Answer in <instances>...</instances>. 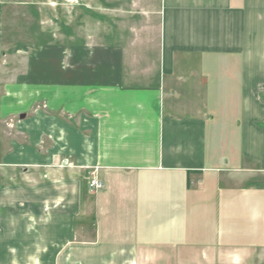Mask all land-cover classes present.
Masks as SVG:
<instances>
[{
  "label": "crops",
  "instance_id": "1",
  "mask_svg": "<svg viewBox=\"0 0 264 264\" xmlns=\"http://www.w3.org/2000/svg\"><path fill=\"white\" fill-rule=\"evenodd\" d=\"M96 1L97 42L67 26L63 53L25 40L51 9L0 0V57L45 46L6 69L1 113L18 122L0 180L73 167L0 182V264L12 246L26 264L249 262L264 250V0Z\"/></svg>",
  "mask_w": 264,
  "mask_h": 264
},
{
  "label": "rangeland",
  "instance_id": "2",
  "mask_svg": "<svg viewBox=\"0 0 264 264\" xmlns=\"http://www.w3.org/2000/svg\"><path fill=\"white\" fill-rule=\"evenodd\" d=\"M38 5H40L43 10L51 9L52 14L42 13V22L41 30H37L35 32V35L33 32H31V35H26V41L27 42H33V41H42L43 43H50V39L57 38L58 44L57 46L60 48L59 50L63 51L64 53V45L61 43L62 40L65 38V32L67 26H74L73 32L76 37V35L83 36V38L87 43L91 42H97L95 41L97 38L98 33V19L100 15V11L97 9V1L96 0H77L70 1V0H35ZM78 2V3H77ZM67 11L69 13H67ZM103 12V11H102ZM104 13H102L103 15ZM109 19H115V17L108 16V14L105 13ZM103 19V18H102ZM51 20L58 21L57 27L55 25L51 26ZM67 22V23H66ZM48 24V25H46ZM50 24V25H49ZM55 24V23H53ZM26 26L32 27V23L27 22ZM57 28V29H56ZM56 29V30H55ZM30 28H26V32H29ZM58 30V31H57ZM52 34V35H51ZM40 36V37H39ZM86 38V39H85ZM45 47L44 45L39 46H32V45H26L23 47L22 45L18 44H8L5 43L3 46V52L5 54V57H0V99L3 97L4 93L3 91V85L7 80H12L15 77L16 74H13V76L5 77L6 69H18V62L19 59L23 55H29L31 53L39 51L41 48ZM19 56V57H18ZM21 62V61H20ZM45 109L46 107L43 106ZM14 112V111H13ZM18 122V118L16 116H11V114H2L1 108H0V149L1 147H5L7 144H11V146L15 145L13 143V133L16 130V124ZM47 138L43 136V145L45 146L46 142H44ZM49 144V143H47ZM1 151V150H0ZM24 165H20L17 171L20 176L17 178L15 176H12L14 171H9L7 174H3V178L0 180V182L9 183L11 185H15L22 181H27L26 183H33L35 179L36 181H44V180H50V179H60L61 177H67L68 175H73L72 170H70V174H64V170L67 168H73L70 165V162L66 159H55L51 164H49L47 167H41V168H34V167H26L25 169ZM24 169V170H22ZM23 171V172H22ZM52 172V173H51ZM16 174V173H15ZM94 174V172L92 173ZM92 174H87L86 176H92ZM95 177V176H94ZM92 179V178H91ZM2 225L0 224V231L2 230ZM14 246L11 247V250H9V253L14 254V258L11 259L10 264H26L24 262L23 255H19L18 257L15 255L16 252L13 250ZM10 249V248H9ZM36 255V254H35ZM61 255V254H60ZM184 264H195V255L196 253H186L183 254ZM62 256V255H61ZM242 256V257H241ZM64 257V256H63ZM65 256L62 259H66ZM247 258V254H226L225 258H222L223 260H227L225 264H264V250L260 251L259 253L252 256V258L247 261H245ZM30 259V258H29ZM222 259H219L218 264H223L220 261ZM196 264H199L198 262Z\"/></svg>",
  "mask_w": 264,
  "mask_h": 264
},
{
  "label": "built area",
  "instance_id": "3",
  "mask_svg": "<svg viewBox=\"0 0 264 264\" xmlns=\"http://www.w3.org/2000/svg\"><path fill=\"white\" fill-rule=\"evenodd\" d=\"M70 1H72V0H70ZM73 1H77V0H73ZM78 3V2H77ZM90 186L92 187V188H94V189H98V188H100V187H102V184H101V182L99 181V180H97L96 178H92L91 180H90Z\"/></svg>",
  "mask_w": 264,
  "mask_h": 264
}]
</instances>
